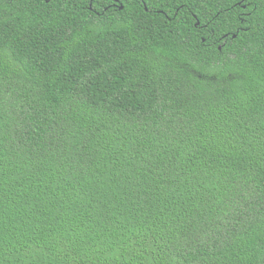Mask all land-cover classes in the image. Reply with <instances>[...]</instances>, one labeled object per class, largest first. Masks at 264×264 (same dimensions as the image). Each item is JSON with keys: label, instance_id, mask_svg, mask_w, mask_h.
Masks as SVG:
<instances>
[{"label": "trees", "instance_id": "16d2710c", "mask_svg": "<svg viewBox=\"0 0 264 264\" xmlns=\"http://www.w3.org/2000/svg\"><path fill=\"white\" fill-rule=\"evenodd\" d=\"M0 264H264V0H0Z\"/></svg>", "mask_w": 264, "mask_h": 264}, {"label": "water", "instance_id": "95a60500", "mask_svg": "<svg viewBox=\"0 0 264 264\" xmlns=\"http://www.w3.org/2000/svg\"><path fill=\"white\" fill-rule=\"evenodd\" d=\"M122 8H123V7H122ZM198 24H199V22H198ZM198 24H197V25H198ZM234 37H236V36H234Z\"/></svg>", "mask_w": 264, "mask_h": 264}]
</instances>
